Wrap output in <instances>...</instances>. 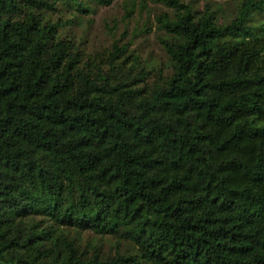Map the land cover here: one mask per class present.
Wrapping results in <instances>:
<instances>
[{"label": "trees", "instance_id": "1", "mask_svg": "<svg viewBox=\"0 0 264 264\" xmlns=\"http://www.w3.org/2000/svg\"><path fill=\"white\" fill-rule=\"evenodd\" d=\"M60 1L0 0V264H264V32L247 24L264 0L223 24L154 0L171 69L151 83L126 44L84 60L40 15ZM84 230L135 250L87 251Z\"/></svg>", "mask_w": 264, "mask_h": 264}, {"label": "rangeland", "instance_id": "2", "mask_svg": "<svg viewBox=\"0 0 264 264\" xmlns=\"http://www.w3.org/2000/svg\"><path fill=\"white\" fill-rule=\"evenodd\" d=\"M81 5L72 0L60 1L55 10L40 9L44 21H59L60 37L73 41L83 55L84 60L94 59L105 64L108 52L113 44H126L125 52L118 60H125V65L135 62L134 71H149L147 82L151 83L162 74L170 72L169 57L159 38L165 36L159 27L156 16L169 8L154 0H80ZM191 4L195 11H202L208 6L220 24L227 23L235 16L242 0H183ZM257 34L264 32V10L252 11L248 22ZM79 246L87 251L98 247L103 256H111L116 251L135 250L134 244L126 239L111 234L98 235L92 230L79 233Z\"/></svg>", "mask_w": 264, "mask_h": 264}]
</instances>
